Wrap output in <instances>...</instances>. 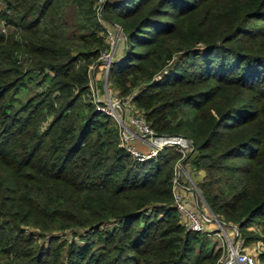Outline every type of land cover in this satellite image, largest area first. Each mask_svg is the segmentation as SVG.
Listing matches in <instances>:
<instances>
[{
    "label": "trees",
    "instance_id": "trees-1",
    "mask_svg": "<svg viewBox=\"0 0 264 264\" xmlns=\"http://www.w3.org/2000/svg\"><path fill=\"white\" fill-rule=\"evenodd\" d=\"M1 1L0 264H219L173 205L180 150L136 159L89 95L108 23L114 92L190 137L208 206L264 238V0Z\"/></svg>",
    "mask_w": 264,
    "mask_h": 264
},
{
    "label": "built area",
    "instance_id": "built-area-1",
    "mask_svg": "<svg viewBox=\"0 0 264 264\" xmlns=\"http://www.w3.org/2000/svg\"><path fill=\"white\" fill-rule=\"evenodd\" d=\"M101 1L98 0L99 14ZM105 28L107 45L98 57L99 65L103 67L104 83L101 87L98 86L93 73L96 65L91 64L88 79L89 95L98 110L110 114L116 120L119 127L120 145L124 146L138 160L155 156L165 146H175L180 150L181 155L175 162L176 172L173 176L172 191L173 205L176 207L183 225L187 229L204 231L207 234H211L210 227L213 223L218 225V230L222 232L220 235L226 245L225 251L219 257V264H260L259 253L264 250V238L259 237L255 241L245 242L236 225L231 224L227 229L226 223L211 208L208 211L198 208V201L196 197H193L192 188L180 180V176L183 175L186 178H182L183 181H192L193 167L190 160L187 159V155L195 149L192 139L182 133H157L141 110L135 107L127 97L119 96L109 86L107 82L108 69L114 59L115 46L124 34L118 24H112L111 27L106 26ZM0 30H7V26L2 20H0ZM102 88L104 98L100 96ZM137 140H140L147 148L139 147ZM192 186L198 190L194 183ZM198 193L200 192L198 191Z\"/></svg>",
    "mask_w": 264,
    "mask_h": 264
},
{
    "label": "rangeland",
    "instance_id": "rangeland-1",
    "mask_svg": "<svg viewBox=\"0 0 264 264\" xmlns=\"http://www.w3.org/2000/svg\"><path fill=\"white\" fill-rule=\"evenodd\" d=\"M3 5V2L0 0V7ZM112 24H106V26H109L111 27ZM125 48V44H124V39L121 38L117 45L115 46V50H114V59L117 58L120 54H122L123 50ZM113 59V60H114ZM100 62H98V65L95 66L94 70H93V73H94V78L98 84L99 87L102 86V84L104 83V74H103V67L99 65ZM107 82H108V79H107ZM109 86L111 88H113V90L116 91V89L110 85V83L108 82ZM101 92V97L104 98V93H103V88L100 90ZM137 145L141 148H147L143 143L140 142V140H137ZM176 172V166L174 164V174ZM203 174V170L202 169H198V170H194V171H191V180L193 181H183V179H186L182 174V176H180V180L182 181V183H185V184H188L190 185V188H192V192H194V196L193 197H196L197 201H198V208H200L201 210H205V211H208V209L210 208L206 203H204L205 199L203 198L202 194H201V191H200V188L198 187V181L200 179V177L202 176ZM192 183H194V185L197 187L198 190L195 189L194 186H192ZM198 191L200 193H198ZM201 194V195H200ZM224 222V221H223ZM225 223V222H224ZM230 225L231 223H226V227L227 229L230 228ZM212 227H210V230H211V234H209V239L207 241V246L209 247L212 244H214V246L217 248V247H221V254H223V252L225 251V248H226V245H225V242L223 240V237H221V233L219 230H218V225L216 223H213L211 225ZM252 228V227H250ZM249 228V229H250ZM215 231H218V232H215ZM229 231V230H228ZM259 263H261V260L259 258Z\"/></svg>",
    "mask_w": 264,
    "mask_h": 264
}]
</instances>
